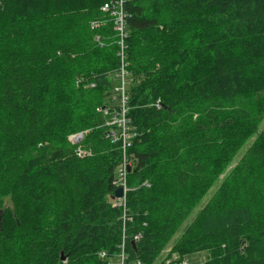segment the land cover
<instances>
[{"label": "trees", "instance_id": "trees-1", "mask_svg": "<svg viewBox=\"0 0 264 264\" xmlns=\"http://www.w3.org/2000/svg\"><path fill=\"white\" fill-rule=\"evenodd\" d=\"M108 1L0 0V264H264V0Z\"/></svg>", "mask_w": 264, "mask_h": 264}, {"label": "built area", "instance_id": "built-area-1", "mask_svg": "<svg viewBox=\"0 0 264 264\" xmlns=\"http://www.w3.org/2000/svg\"><path fill=\"white\" fill-rule=\"evenodd\" d=\"M127 2V0H110L106 2L102 7L101 11L103 13H107L110 15V17L113 19L115 30L118 32L119 35V45L121 47V53L120 55L123 57V65L125 66V61H124V51L126 49L125 45V39L127 38V33H126V28H125V23H126V18L127 15L124 10V4ZM97 28V25L94 26ZM121 81L122 85L120 90L123 93V104L126 103L127 97L125 96V86H126V76L124 72V67L122 68V73H121ZM123 111V120L122 123L124 125L123 128V137H124V145L125 147H129L131 144L128 141V134L126 131V126H125V116H124ZM80 155L84 154L82 151L79 152ZM129 171V164L126 163V160L124 161L123 165L119 169V178L116 181V184L123 189V197L122 198H116L115 204L118 207H123V209L126 211L127 208V192H128V186H127V174ZM142 235L138 234L133 237V243H138L142 239ZM102 258H106V254L101 255ZM109 264H145L141 260H136L135 262L128 263V255L125 252V247L124 244L121 246V253L118 255V259L116 262L111 261ZM159 264H193L190 260L180 257H174V258H165L163 261Z\"/></svg>", "mask_w": 264, "mask_h": 264}, {"label": "rangeland", "instance_id": "rangeland-1", "mask_svg": "<svg viewBox=\"0 0 264 264\" xmlns=\"http://www.w3.org/2000/svg\"><path fill=\"white\" fill-rule=\"evenodd\" d=\"M125 112H126V110H125ZM117 117V116H116ZM119 120H120V118H118L117 120H116V118H115V121H113V122H111V125H113V124H115L114 126L116 127H120L121 128V122L119 123ZM113 126V127H114ZM118 129V128H117ZM264 129V122H263V124H262V127H261V131ZM113 131H115V129H113ZM123 131L124 130H119V132L120 133H122L121 135L123 136ZM128 132H129V130L127 131V134H128ZM85 133H88V131H85V132H79V133H75V134H72V135H69L68 136V140H70L71 142H75V140L78 138V137H80L81 135L83 136V138H81V141L79 142V143H81L82 142V140L84 139V134ZM81 136V137H82ZM134 134L132 133V135H129L128 134V140H130V139H132V138H134ZM124 138V137H123ZM255 138H252V140L248 143V145L246 146V147H244V149L240 152V154L237 156V158H236V160L233 162V163H231L230 165H229V168H228V171H230V169L232 170L233 169V167L236 165V163H238L241 159H242V157L244 156V154L246 153V151H247V149H248V147L252 144V141L254 140ZM79 143H76V144H79ZM229 172H227V173H225V175L224 176H222L221 178H220V180L216 183V185L215 186H213V188L210 190V192L207 194V196L205 197V199L203 200V202H202V204L193 212V214L189 217V219L185 222V225L183 226V230H184V228L186 227V226H188L195 218H196V216L198 215V213L200 212V210L204 207V205H206L207 204V202L210 200V198L214 195V193L218 190V188L220 187V185L222 184V182H223V180H224V178L227 176V174H228ZM13 207V204H12V202H11V200H10V198H6V199H3L2 200V203H0V214H1V212H3L6 208H9V209H11ZM42 213H43V215H44V217H46L47 218V220H48V218L50 219V217H51V214H52V209L50 208V207H42ZM122 220H123V222H125V220H124V213H123V217H122ZM4 222H6V221H4ZM4 225H5V223H4ZM9 226V225H8ZM123 232H124V224H123ZM181 233H182V231H180L176 236H175V238L170 242V244L168 245V247L164 250V252L159 256V258H158V260H157V262H156V264H159V263H161L162 261H163V259H165V258H167V257H170V258H174V257H182L180 254H178V253H174V252H172V250H173V247H174V243H175V241L180 237V235H181ZM208 253H201V254H198V255H195V256H193V257H190L191 259V261L193 260L194 261V263H196V264H201V263H205L206 262V260L208 259Z\"/></svg>", "mask_w": 264, "mask_h": 264}, {"label": "water", "instance_id": "water-1", "mask_svg": "<svg viewBox=\"0 0 264 264\" xmlns=\"http://www.w3.org/2000/svg\"><path fill=\"white\" fill-rule=\"evenodd\" d=\"M82 136V135H81ZM78 137L76 140H75V142L74 143H79L80 141H81V138L82 137ZM123 197V189L122 188H120V189H118L117 190V192H116V198H122ZM133 244V246H136L135 245V243H132ZM65 260V258L62 256V261H64Z\"/></svg>", "mask_w": 264, "mask_h": 264}]
</instances>
